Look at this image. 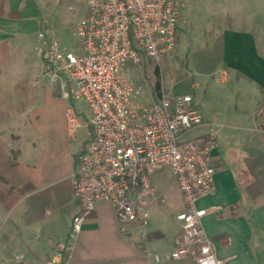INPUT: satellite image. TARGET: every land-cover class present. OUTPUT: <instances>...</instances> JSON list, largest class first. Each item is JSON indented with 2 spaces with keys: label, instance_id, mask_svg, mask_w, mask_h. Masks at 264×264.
<instances>
[{
  "label": "crops",
  "instance_id": "0c3cea01",
  "mask_svg": "<svg viewBox=\"0 0 264 264\" xmlns=\"http://www.w3.org/2000/svg\"><path fill=\"white\" fill-rule=\"evenodd\" d=\"M45 3L0 0V264H21L16 254L51 264H148L152 254L172 249L175 215L183 209L167 168L151 176L163 203L151 210L144 242L125 239L111 206L99 202L70 242L68 257L56 254L78 211L73 171L88 127L86 105L66 95L61 77L45 74L37 37ZM148 62L135 75L139 100L159 96L156 69L160 95L190 94L201 113L193 136L216 133L214 191L198 202L208 208L202 225L216 256L223 264H264V133L254 128V111L264 106V0H188L172 58ZM68 109L80 122L75 131L67 126ZM172 187L180 198L174 209L165 203Z\"/></svg>",
  "mask_w": 264,
  "mask_h": 264
},
{
  "label": "built area",
  "instance_id": "2783aa9c",
  "mask_svg": "<svg viewBox=\"0 0 264 264\" xmlns=\"http://www.w3.org/2000/svg\"><path fill=\"white\" fill-rule=\"evenodd\" d=\"M184 4L185 0H85V12L72 27L80 44L77 52L48 36L43 24L38 27L45 74L61 77L66 95L87 107V138L73 171L78 211L67 239L56 244L59 258L68 257L70 242L99 202L111 206L125 239L144 242L151 210L163 203L151 186V176L167 168L183 209L175 215L178 228L172 249L152 254L148 264H223L202 225L208 208L198 206L214 191L211 157L216 133L210 129L186 138L203 123L191 95L140 101V86L128 68L129 63L141 69L150 60L159 64L172 58ZM254 118L255 130L264 133V106L255 109ZM66 121L71 131L80 126L71 109ZM146 197L150 204L144 203ZM15 259L21 264H51L27 262L22 254Z\"/></svg>",
  "mask_w": 264,
  "mask_h": 264
},
{
  "label": "rangeland",
  "instance_id": "374dc122",
  "mask_svg": "<svg viewBox=\"0 0 264 264\" xmlns=\"http://www.w3.org/2000/svg\"><path fill=\"white\" fill-rule=\"evenodd\" d=\"M187 2L188 0H185V3ZM84 12L85 0H46L45 7L41 9V14L37 21V28L41 24H43V27L44 29H46L48 36L55 38V40H57L64 48L73 49L77 52L80 50V44L78 40L72 35V27L74 23L83 16ZM258 18L259 16L256 19ZM179 44H183V37L181 36L179 38ZM146 65L148 66L149 64ZM170 66L178 67L180 66V63L173 62ZM135 67L136 66L132 65L131 63L128 64V68L130 69V75L134 79L137 78L135 76L137 73L146 70L143 66L141 69ZM154 76L155 78L153 79V82H155L156 80L155 73ZM145 79L146 83L152 82L149 72L147 73V78ZM139 80L141 81V78H139ZM75 116L77 115L75 114ZM191 131H193V129L189 132ZM189 132L185 134L186 138L194 137V133ZM171 192L172 194L167 197V201L165 200V203L168 207L174 209V207L179 205L180 198L178 193L173 189V187Z\"/></svg>",
  "mask_w": 264,
  "mask_h": 264
},
{
  "label": "trees",
  "instance_id": "16d2710c",
  "mask_svg": "<svg viewBox=\"0 0 264 264\" xmlns=\"http://www.w3.org/2000/svg\"><path fill=\"white\" fill-rule=\"evenodd\" d=\"M154 73L156 75V80H155V83H154V90L156 91V93L158 95H160V93H159V90H160V81H159L158 72H157L156 69H155Z\"/></svg>",
  "mask_w": 264,
  "mask_h": 264
}]
</instances>
